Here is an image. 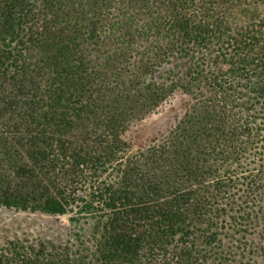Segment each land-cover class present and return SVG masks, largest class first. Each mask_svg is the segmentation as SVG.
Returning <instances> with one entry per match:
<instances>
[{"label": "trees", "instance_id": "obj_1", "mask_svg": "<svg viewBox=\"0 0 264 264\" xmlns=\"http://www.w3.org/2000/svg\"><path fill=\"white\" fill-rule=\"evenodd\" d=\"M177 91L175 127L133 150ZM0 204L94 240L0 264H261L264 0H0Z\"/></svg>", "mask_w": 264, "mask_h": 264}, {"label": "rangeland", "instance_id": "obj_2", "mask_svg": "<svg viewBox=\"0 0 264 264\" xmlns=\"http://www.w3.org/2000/svg\"><path fill=\"white\" fill-rule=\"evenodd\" d=\"M191 102V97L182 91L175 92L152 114L134 124L123 138L133 150L148 147L175 127ZM74 216L73 213L51 216L40 212H24L0 204V257L9 242H18L21 252L27 253L31 248L38 249L44 244L47 256L67 251L72 256L91 254L94 250V240L90 236L91 222L81 219V224H77L71 221ZM260 261L264 264L262 259Z\"/></svg>", "mask_w": 264, "mask_h": 264}]
</instances>
